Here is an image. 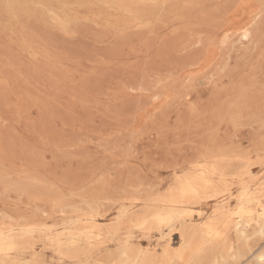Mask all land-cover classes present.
<instances>
[{
	"label": "rangeland",
	"instance_id": "374dc122",
	"mask_svg": "<svg viewBox=\"0 0 264 264\" xmlns=\"http://www.w3.org/2000/svg\"><path fill=\"white\" fill-rule=\"evenodd\" d=\"M203 161L228 187L180 206L187 224L236 208V173L264 193V0H0V230L26 259L173 257L179 222L139 223ZM70 236L79 261L53 244Z\"/></svg>",
	"mask_w": 264,
	"mask_h": 264
},
{
	"label": "bare ground",
	"instance_id": "6f19581e",
	"mask_svg": "<svg viewBox=\"0 0 264 264\" xmlns=\"http://www.w3.org/2000/svg\"><path fill=\"white\" fill-rule=\"evenodd\" d=\"M194 170V173L187 175L163 200V203L168 206L167 210L155 212L150 219H143L139 223L140 225L147 223L168 225L173 221L179 222L180 238L183 241L181 249L173 257L166 250L165 258L161 261H155L138 253H128L125 249L122 253L124 260L121 264H175L176 262L178 264H198L203 255L219 249L221 250L219 258H212L208 264H243V261L246 264V253L250 254L246 245L249 237L247 227L253 224L257 228L256 234L264 236V193L260 190H248L242 182V175L236 173L233 177L240 184L236 208L228 209L222 206L207 217L200 226L194 227L185 221L186 217L191 216L192 211L184 213L178 208L190 200L200 199L208 194L223 195L228 187L227 174L218 162L203 161L195 165ZM232 226L240 242L236 248L225 239L226 231ZM29 232V229H23L21 235L24 236ZM22 242L16 238L13 230L9 229L6 232L0 230V264H37L34 259L24 257V253L18 248ZM78 242V239L72 236L64 240L59 238L53 240L55 248L65 258L75 261H79L84 249ZM252 259L255 264H264V248L256 252Z\"/></svg>",
	"mask_w": 264,
	"mask_h": 264
}]
</instances>
